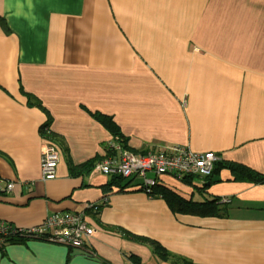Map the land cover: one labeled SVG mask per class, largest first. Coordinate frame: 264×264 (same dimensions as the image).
I'll return each instance as SVG.
<instances>
[{
	"label": "crops",
	"instance_id": "1",
	"mask_svg": "<svg viewBox=\"0 0 264 264\" xmlns=\"http://www.w3.org/2000/svg\"><path fill=\"white\" fill-rule=\"evenodd\" d=\"M114 135L133 152L213 151L208 175L158 178L205 213L91 173ZM231 163L264 173V0H0V177L15 182L0 221L84 211L96 229L87 251L10 240L0 264H264V182Z\"/></svg>",
	"mask_w": 264,
	"mask_h": 264
},
{
	"label": "built area",
	"instance_id": "2",
	"mask_svg": "<svg viewBox=\"0 0 264 264\" xmlns=\"http://www.w3.org/2000/svg\"><path fill=\"white\" fill-rule=\"evenodd\" d=\"M47 129V128H45ZM146 145L145 152H133L123 145L119 136L109 142L108 154L100 160L91 173L116 175L122 178H140L133 189L140 190L152 198V187L163 174L181 179L193 174L208 175L219 157L213 151H194L184 145L163 144L158 150H150ZM59 160L56 148L47 141L41 146L40 171L41 178L51 179L55 176ZM147 172L151 175L148 176ZM15 182L0 177V191L11 192ZM106 198L99 207L104 205ZM231 198L222 196L221 203H229ZM88 208L98 210V205L88 203ZM96 229L87 224L84 211L52 212L46 214L36 224L15 225L0 221V249L10 240H41L57 245L87 251L86 241L92 237Z\"/></svg>",
	"mask_w": 264,
	"mask_h": 264
},
{
	"label": "trees",
	"instance_id": "3",
	"mask_svg": "<svg viewBox=\"0 0 264 264\" xmlns=\"http://www.w3.org/2000/svg\"><path fill=\"white\" fill-rule=\"evenodd\" d=\"M45 128H47V129H45ZM41 131L44 134H49V132H50L48 126L45 125V124H43L41 126ZM117 136L120 137V135H114V137H117ZM226 167H228L231 170V172L234 174V176L238 175L240 172L243 171L244 173L247 174L246 175L247 180H249L251 182H254V183H262V182H264V173L248 171L246 168L244 170L242 166L237 165V164H232V163L229 164V165H227ZM166 175H168V174H166ZM109 176H112L111 177L110 185H116V186H118L119 187V190H123L124 187L128 184V182L127 183H124V184H121L122 181H124V180L120 176H116V175H109ZM184 177H186V176H184ZM184 177H182L181 179H178V180H181L182 181ZM236 178L237 177H235V179ZM152 196L153 197H163L167 201V203L170 206V208L172 210H174L175 212H181V213L200 212V213H205L204 211H202L199 208H197L196 205L191 204V202L189 200L188 201L187 200H184L183 198H181L180 196H178L176 193L168 190L165 187L160 186L159 180L156 183V185H154L152 187ZM210 204L211 205H215L216 206L215 209L217 210V207L220 206L219 205L220 204L219 198L212 199L208 203V205H210ZM210 213H215V212L213 211V212H210ZM138 239H141V238L138 237ZM143 240L146 241V239H143ZM147 240L152 245V248L157 253V255H159L161 258H166L165 257L166 256V253L164 252L166 250H164V248L160 244H158L154 240H150V239H147ZM186 263H190V262L187 261Z\"/></svg>",
	"mask_w": 264,
	"mask_h": 264
},
{
	"label": "rangeland",
	"instance_id": "4",
	"mask_svg": "<svg viewBox=\"0 0 264 264\" xmlns=\"http://www.w3.org/2000/svg\"><path fill=\"white\" fill-rule=\"evenodd\" d=\"M147 175L150 176L151 173H150V172H147ZM131 181L137 183V182L140 181V178H138V177H133V180H131Z\"/></svg>",
	"mask_w": 264,
	"mask_h": 264
},
{
	"label": "water",
	"instance_id": "5",
	"mask_svg": "<svg viewBox=\"0 0 264 264\" xmlns=\"http://www.w3.org/2000/svg\"><path fill=\"white\" fill-rule=\"evenodd\" d=\"M217 179H218V176H213L212 177V181L217 180Z\"/></svg>",
	"mask_w": 264,
	"mask_h": 264
}]
</instances>
